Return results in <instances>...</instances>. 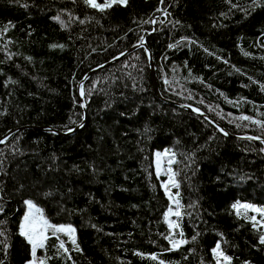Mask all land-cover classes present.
Masks as SVG:
<instances>
[{"label": "trees", "instance_id": "obj_1", "mask_svg": "<svg viewBox=\"0 0 264 264\" xmlns=\"http://www.w3.org/2000/svg\"><path fill=\"white\" fill-rule=\"evenodd\" d=\"M143 41L163 98L146 48L108 64ZM167 100L264 139V0H0V140L64 133L0 142V264L33 260L27 200L76 230L43 264H264V143Z\"/></svg>", "mask_w": 264, "mask_h": 264}, {"label": "snow or ice", "instance_id": "obj_2", "mask_svg": "<svg viewBox=\"0 0 264 264\" xmlns=\"http://www.w3.org/2000/svg\"><path fill=\"white\" fill-rule=\"evenodd\" d=\"M85 2L87 4H89L91 7L94 8H98L99 10L103 11L106 8L111 7L113 4H123L126 5L127 4V0H105V2L103 4H99L97 3V0H85ZM255 2V0H254ZM55 19H59V17H56ZM53 47H56L55 45H53ZM63 47V46H60ZM81 94L83 95V90L81 91ZM198 111V110H197ZM244 119H248V117H244ZM157 156H160V153H157ZM173 186H177L175 184V181H173ZM165 188L167 190V185H165ZM26 205H28L29 207V212L25 214L24 218H23V222L21 223L20 226V232L21 235L25 236L29 243L32 245V254L33 256H35V252L37 247H44V240L47 239V236L44 235V231L49 228V227H53L56 228L57 231H71V232H75V229L71 228V226H67V228L63 225L59 226L58 228L56 226L53 225H49L47 220H44L42 218V216L40 217V220L38 221L37 219L34 218L31 209L36 208V206L33 204L32 201H25ZM233 207H237L236 205H233ZM244 207H251L249 205H245ZM0 211H2V209H0ZM171 211V209H170ZM259 211V210H258ZM37 213H40L41 210L40 209H36ZM176 215H179V212L176 213ZM4 235V233L2 231H0V236ZM193 239H195V237H193ZM261 243H264V236H262L260 238ZM73 244H76L75 239L73 238L72 240ZM176 245H174L175 247ZM60 247L63 248L64 244L63 242H61ZM78 247V246H77ZM220 245L217 244V248L213 249V251L215 252L217 249H219ZM67 251V249H65ZM221 256H223V253H220ZM153 259H155L156 257L153 256ZM225 260H230V257L225 256L224 257ZM29 264H34V261H29ZM40 264H43V261L40 262ZM161 264H163V262H161Z\"/></svg>", "mask_w": 264, "mask_h": 264}, {"label": "water", "instance_id": "obj_3", "mask_svg": "<svg viewBox=\"0 0 264 264\" xmlns=\"http://www.w3.org/2000/svg\"><path fill=\"white\" fill-rule=\"evenodd\" d=\"M139 47H144L148 51V54H149V63H150V68H151V74H152L154 88H155V91H156L157 95L160 98H163L162 95H161V93H160V89H159L158 77H157V72H156L155 63H154V56H153L152 51L148 48L147 44L144 41L142 43H140L139 45H137V46H135V47H133V48L125 51L124 53H122L121 55H119L116 59H114L111 62H109L108 64L114 63L115 61H117V60L125 57L126 55H128L129 53H131L132 51H134L135 49H137ZM92 73H93V71L90 72V73H88L85 76V78L82 80V82L79 84V88H80V102H81V105H82V108H83V111H84V114H85L84 122L80 126H78L77 128L73 129L69 133H74V132L78 131L82 127V125L86 122V119H87V104H86V100H85V96H84V84H85L86 80L92 75ZM82 90H83V95L81 94V91ZM168 102L169 103H173V104H175V105H177L179 107H182V108H184V109H186V110H188L190 112H193V113L202 115L204 118H206L212 124H214L219 130H221L224 134H226V135H228L230 137H233V138H236V139H244V140H247V141H261V142L264 143V139H260V138L254 137V136L241 137V136H235L233 134H230L214 118H212L211 116H209L207 114L202 113V111L200 109H198V108H196L194 106L187 105V104H183V103H179V102H176V101H168ZM30 128L37 129V130H40V131H52V132H56L58 134H64L63 132L57 131V130H55L54 128H52L50 126L25 125V126H20V127H17V128H14V129L10 130L8 132V134L6 136H4L0 140V142L4 141V139H6L9 135H11L12 133H14L16 131L24 130V129H30Z\"/></svg>", "mask_w": 264, "mask_h": 264}, {"label": "rangeland", "instance_id": "obj_4", "mask_svg": "<svg viewBox=\"0 0 264 264\" xmlns=\"http://www.w3.org/2000/svg\"><path fill=\"white\" fill-rule=\"evenodd\" d=\"M105 2V0L103 1H100V0H97V3L99 4H103ZM157 153H160V156L158 157L157 156ZM156 165H157V171L158 173L161 175V174H168V177H171V170H172V163H173V160H174V156H173V151L171 148H165L163 150H160V151H156ZM29 201V200H27ZM31 201V200H30ZM33 202V201H32ZM33 204L36 206V208L34 209H31L32 211V214L34 216L35 219H37L38 221L40 220V217L42 216V218L44 220H47L48 224L49 225H53V226H56L57 228L61 225L65 226L67 228V226H71V228L75 229V227L71 224H54L52 223L44 214L43 210L41 209V207H39L36 203L33 202ZM36 209H40L41 212L40 213H37L36 212ZM171 211L169 210L168 211V214H167V217L170 221H172V215L177 213L178 212V208H176L175 206L170 208ZM29 212V207L28 205H26V210L23 214V218L25 216L26 213ZM23 218H22V222H23ZM49 232H54L58 235H60L63 239H65V236L67 237L68 241L72 242L73 238L75 239L76 241V230L75 232H71V231H57L56 228H53V227H49L47 228L45 231H44V235L47 236ZM48 237V236H47ZM37 251V249H36ZM34 261V264H40V261L38 259V256H37V253L35 252V256H33V260ZM29 264V263H28Z\"/></svg>", "mask_w": 264, "mask_h": 264}]
</instances>
